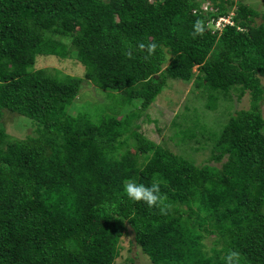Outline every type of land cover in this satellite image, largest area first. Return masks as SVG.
Returning a JSON list of instances; mask_svg holds the SVG:
<instances>
[{"label": "trees", "instance_id": "16d2710c", "mask_svg": "<svg viewBox=\"0 0 264 264\" xmlns=\"http://www.w3.org/2000/svg\"><path fill=\"white\" fill-rule=\"evenodd\" d=\"M229 13L233 25L214 28ZM257 14L242 0H0V109L33 119L37 133L10 138L0 127V264H115L127 233L152 264H226L230 251L239 264H264ZM51 53L77 60L84 78L34 68ZM195 66L208 109L219 96L250 95L247 109L211 132L219 166L172 153L134 122L169 79L195 77ZM83 79L120 93L108 108H133L121 117L106 105L76 108L72 121ZM125 138L134 151L119 153ZM129 180L159 182L160 200H130Z\"/></svg>", "mask_w": 264, "mask_h": 264}, {"label": "rangeland", "instance_id": "374dc122", "mask_svg": "<svg viewBox=\"0 0 264 264\" xmlns=\"http://www.w3.org/2000/svg\"><path fill=\"white\" fill-rule=\"evenodd\" d=\"M238 1V0H237ZM250 5L258 14L254 18L255 23L261 22L264 14V0H242ZM48 68L58 70L62 74H70L83 77L84 67L71 56H63L58 53L36 56L34 68ZM194 76L190 81L181 79H169L167 87L157 95L155 101L134 122L139 125V130L146 138L157 144H164L172 153L187 158L197 165L213 164L220 165L211 159L213 141L211 132H217L228 118L239 109H247L250 106V95L246 92L240 99L233 93L231 98L219 96L216 107L210 110L206 107L207 92L195 84L198 69L193 67ZM84 78V77H83ZM264 86V79H262ZM122 100L120 93H108L90 81L83 79L78 97L74 100V107L69 111L68 117L76 121L75 110L91 108L93 111L100 110L106 105L108 110L117 113L121 117L132 104H117L112 110L109 104L115 100ZM261 112L264 117V101L261 103ZM94 113V112H93ZM36 122L17 112L5 108L0 109V127L10 138H25L35 136ZM187 131L184 137L183 132ZM194 134V135H193ZM124 145L118 148L121 153L124 150L134 151L131 138H125ZM132 234H124L119 242V254L115 264L129 262V258L135 259V264H152L139 246H133L130 239ZM204 242L208 247L213 244V236L207 235Z\"/></svg>", "mask_w": 264, "mask_h": 264}, {"label": "clouds", "instance_id": "9594fccd", "mask_svg": "<svg viewBox=\"0 0 264 264\" xmlns=\"http://www.w3.org/2000/svg\"><path fill=\"white\" fill-rule=\"evenodd\" d=\"M204 8V5H203ZM233 13H229L227 15L219 16L214 22V28H216V21L220 18L228 17L229 19H232ZM223 22V21H222ZM226 25H233L229 23H225L223 26ZM221 26L220 28H222ZM197 31H203L202 27L197 24L196 25ZM218 28V29H220ZM154 45L150 46V50L154 48ZM124 193L127 195V197L132 201H141L143 200L148 206H152L156 204L160 200V186L159 182H153L151 185H145L143 183H138L134 180H129L124 183L123 187ZM239 254L236 251H230L225 256L226 264H239L238 261Z\"/></svg>", "mask_w": 264, "mask_h": 264}, {"label": "built area", "instance_id": "2783aa9c", "mask_svg": "<svg viewBox=\"0 0 264 264\" xmlns=\"http://www.w3.org/2000/svg\"><path fill=\"white\" fill-rule=\"evenodd\" d=\"M223 21V22H222ZM225 23H229V24H233V21L231 19H229L228 17L225 18H220L216 21V28H220L221 26H223Z\"/></svg>", "mask_w": 264, "mask_h": 264}]
</instances>
